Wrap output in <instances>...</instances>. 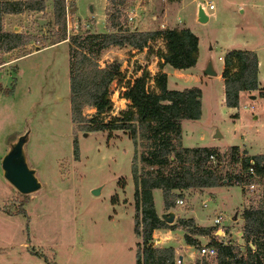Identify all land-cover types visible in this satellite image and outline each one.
Here are the masks:
<instances>
[{
    "label": "rangeland",
    "instance_id": "374dc122",
    "mask_svg": "<svg viewBox=\"0 0 264 264\" xmlns=\"http://www.w3.org/2000/svg\"><path fill=\"white\" fill-rule=\"evenodd\" d=\"M114 1L115 7L108 3L106 8L110 13L114 8L118 11V32L136 31L134 19L127 21L136 7L140 19L149 15L157 18V26L151 27L153 31L190 28L198 37L199 62L192 71L175 73L170 67L161 70L169 79L170 90L198 87L191 86L197 82L196 78L201 80V88L207 89L203 97L201 94L204 110L202 113L201 105L200 119L182 122L186 145L214 146L210 148L221 152L237 146L240 156L264 154V98L259 97L263 88L246 92L239 106L230 110L223 103L222 78L202 74L212 57L221 77L224 55L231 50L250 48L259 52L264 83V0ZM209 2L214 6L212 11L208 9ZM74 3L78 28L73 23L69 26L65 16L63 34L52 24L53 17L46 14V9L35 19L26 13L24 29L7 28L8 32L22 36L23 43L9 52L0 50V264H136L137 245L142 243L141 236L135 233L140 213L135 208L134 174L139 176L148 168L140 162V155L146 150L141 146L143 143L137 139L134 148L129 131L93 132L95 124L89 122L95 117L93 108H84L87 120L83 127L71 122L69 37L106 32L104 0H74ZM199 7L208 16L206 24L197 21ZM92 13L96 14L94 27L84 24ZM30 25L32 35L25 31ZM2 26L7 32L4 19ZM150 48L153 53L147 49L112 47L94 58L100 68L115 60L121 65L122 79L110 86L112 110L99 117L104 123L127 109L128 102L122 98L127 83L144 72L152 78L160 71L155 53L164 50L163 42L152 43ZM148 87L155 90L152 81ZM24 132H29L25 146L28 164L36 170L42 184L39 191L30 195H20L4 179L1 170V160L9 145ZM216 132L221 138H213ZM237 166L240 164L234 168L224 163L221 174L237 172ZM94 189H100L98 196L92 194ZM173 193L185 205L178 207L172 201L171 208L164 210L158 190L153 193L155 211L163 209L161 216L174 214V221L167 223L169 226L193 219L207 234L191 235L197 241L194 247H187L184 241L185 233L193 229L182 224L179 229L182 236L163 237L177 246L175 257L181 256L183 264H216L215 258L201 257L198 251L220 227L226 238L217 240L244 245L236 235L242 230L241 213L248 200L242 185L222 183L217 189ZM218 215L224 221L213 227V219ZM218 235L221 236L220 232ZM152 239L153 247L158 245L155 241L161 240L153 236Z\"/></svg>",
    "mask_w": 264,
    "mask_h": 264
},
{
    "label": "trees",
    "instance_id": "16d2710c",
    "mask_svg": "<svg viewBox=\"0 0 264 264\" xmlns=\"http://www.w3.org/2000/svg\"><path fill=\"white\" fill-rule=\"evenodd\" d=\"M114 0L108 3L115 7ZM54 25L65 34V0H52ZM45 10L43 0H0V50L9 52L23 43L22 36L3 30L2 22L6 15L24 12H42ZM108 29L102 34L76 35L69 37V105L71 122L83 127L87 120L83 115L86 107L95 109L92 131H129L134 148L136 140L146 150L140 155V162L148 168L139 176L134 174L135 208L140 213L135 233L141 236V244L135 254L136 264H174L173 248L151 246L154 230L175 231L186 226L193 232H186L184 241L189 246H196L193 236H204L205 229L195 225L193 219L182 220L180 225L169 226L157 215L154 207L153 191L161 192L164 210H169L174 198V191H198L213 189L226 183L230 186L248 184L254 175L264 181V154L240 156L239 148L232 146L223 150L181 145V124L183 121H197L201 117V89L198 87L183 90L168 89L167 75L161 70L169 66L175 70L194 68L198 61V37L189 29H166L158 31H116L119 27V14L115 8L107 13ZM162 41L164 50H158L159 72L150 77L144 72L127 83L122 98L128 102L127 109L118 117L104 123L101 115L112 110L110 86L121 80L120 63L113 61L104 68L95 62L101 51L112 47L131 48L136 51L147 49L150 45ZM221 78L224 88V104L227 108L239 106L240 94L259 90L258 57L249 50H231L223 58ZM152 81L155 90H150L148 82ZM259 97L264 98V88ZM146 142V144H144ZM78 147L74 143V152ZM210 157L215 158L212 161ZM136 160L134 154L133 161ZM226 161V162H225ZM229 163L234 168L240 164L238 171L223 176V164ZM27 200V196H24ZM242 238L244 250L235 244H221L212 240L216 249V264H264V198L257 207L244 209L241 213ZM138 220V219H137ZM140 226V229H139ZM213 228V227H212ZM214 229V228H213ZM212 230V229H211ZM215 231V230H214ZM214 231L212 233H214ZM210 234L211 239L213 238Z\"/></svg>",
    "mask_w": 264,
    "mask_h": 264
},
{
    "label": "crops",
    "instance_id": "0c3cea01",
    "mask_svg": "<svg viewBox=\"0 0 264 264\" xmlns=\"http://www.w3.org/2000/svg\"><path fill=\"white\" fill-rule=\"evenodd\" d=\"M43 1H45L46 2V4H45V11H46V14H50V15H52L51 16V18L53 17V3H52V0H43ZM44 2V3H45ZM65 4H66V21L68 22V24H69V26H71V24L73 23V25H74V27H76V28H78L77 26H78V23L77 22H79V19L78 18H76V13H77V11H76V4L74 3V0H65ZM71 4H72V7H71ZM108 5V0H104V4H103V6H104V12H105V14H104V19H105V29H106V32H102V33H109V32H111L110 31V29H108V24H107V19H108V17H107V13H108V8H106V7H108L107 6ZM49 6H51V9H50V7ZM50 9V10H49ZM48 11H50L49 13H48ZM92 12H93V10H92ZM132 12V17H133V19H134V22L136 23L135 24V26H133V28L136 30V31H138V32H145V31H153L152 29H151V27L153 26V27H156L157 26V18L155 17V16H152V15H149L148 17H145L144 19H140L138 16H137V14H136V7H135V9L133 10V11H131ZM26 13H28V14H31V15H33V18L35 19V15H36V17H37V14H41L42 15V13H43V11L42 12H24V13H21V14H17V15H6L5 17H4V28H6V31L8 32L9 30H7V28L8 27H10L11 26V31H16L17 29L18 30H22V29H24L27 25H25V23L27 22L26 21V19H25V17H26ZM96 14L95 13H92L91 14V18H90V20H89V22L88 23H84L85 25H87V26H92V27H94L95 26V24H94V22H93V17L95 16ZM53 21H54V19H53ZM33 22V21H32ZM74 22H76V23H74ZM10 24V25H9ZM52 24H54V22H52ZM92 24H94V26L92 25ZM34 27V26H33ZM146 27H148L149 29H145ZM172 29H177V27H174V28H172ZM179 30H181V29H184V28H178ZM185 29H189L191 32H193V30H191L190 28H185ZM155 30V29H154ZM29 35H32L31 33H32V29H31V25L29 26V27H27V29L25 30ZM97 33V32H96ZM102 33H98V34H102ZM200 49V48H199ZM242 49H245V50H249V51H253L252 49H250V48H242ZM254 52H256V54H257V57H258V79H259V84H260V86L259 87H262V88H264V83L262 82V80H261V78H262V75H261V70H262V63H261V59H260V55H259V52L257 51V50H255ZM19 59V58H18ZM157 61H158V59H157ZM198 62H199V60H198ZM158 63V62H157ZM197 66V65H196ZM169 66H164L163 67V69H164V71H165V69L166 68H168ZM171 68V67H170ZM195 68V67H194ZM194 68H191V69H187V70H175V69H173V72H175V73H179V72H189V71H192ZM172 69V68H171ZM217 77H219V78H221L220 77V75L219 76H217ZM196 81L197 82H193L192 83V85L191 86H198V87H200L201 88V86L199 85V82L201 81L199 78H196ZM168 83H169V79H168ZM194 83H196V84H194ZM198 83V84H197ZM169 85V84H168ZM169 87V86H168ZM201 90H202V97L204 96V94H205V90H207V89H205L204 87H202L201 88ZM243 94H246V92H242L241 94H240V99H239V102H240V100H241V96L243 95ZM123 101H125V100H123ZM223 103H224V96H223ZM228 109H230V110H235L234 108H228ZM203 110H204V102L202 101V113H203ZM182 125V124H181ZM186 139H187V137L186 136H183V134H182V136H181V145H182V147H184V148H194V147H188L187 145H186ZM195 147H206V148H210V147H214V146H195ZM213 189H217V188H213ZM208 190H211V189H208ZM155 191H158V190H155ZM155 191H153V193H155ZM185 192H187V191H185ZM189 192V191H188ZM160 195H161V192H160ZM153 198H154V195H153ZM161 198H162V196H161ZM154 205H155V203H154ZM156 209V208H155ZM163 209H161V211H162ZM161 211L160 212H158L157 210H156V213H158V215L159 216H161ZM191 217H194V216H191ZM195 218V217H194ZM195 220L197 221V219L195 218ZM242 220V219H241ZM241 232V231H240ZM177 235H181V231L179 230V229H177V230H175V231H170V230H165V229H157V230H154L153 231V234H152V236H153V238L154 237H157V238H159V239H161V240H158L157 242L155 241V243H157L158 245L156 246V247H158V248H173L174 250H175V252L177 253V246L175 245H170V243L171 242H169V241H165V240H163V237H165V238H171V237H173V236H177ZM237 235V237L239 236V232L236 234ZM182 236V235H181ZM238 238H240L241 240H242V242L244 243V240H243V238L242 237H238ZM173 243V242H172ZM239 243V242H238ZM187 247H193V246H189V245H187Z\"/></svg>",
    "mask_w": 264,
    "mask_h": 264
},
{
    "label": "water",
    "instance_id": "95a60500",
    "mask_svg": "<svg viewBox=\"0 0 264 264\" xmlns=\"http://www.w3.org/2000/svg\"><path fill=\"white\" fill-rule=\"evenodd\" d=\"M197 21L200 24H206L208 22V16L204 10L199 7L197 10ZM202 74L209 78L218 76L215 63L212 57H209ZM214 139L221 138L219 132H216L213 136ZM29 141V132H24L23 135L17 137L9 145L6 154L1 160V170L3 172L4 179L14 187V189L20 195H30L42 188V184L37 177L35 169L31 168L28 164V159L25 152V146ZM100 189L92 190L94 196H98ZM174 214L167 213L161 216V219L166 223H172L174 221Z\"/></svg>",
    "mask_w": 264,
    "mask_h": 264
},
{
    "label": "built area",
    "instance_id": "2783aa9c",
    "mask_svg": "<svg viewBox=\"0 0 264 264\" xmlns=\"http://www.w3.org/2000/svg\"><path fill=\"white\" fill-rule=\"evenodd\" d=\"M208 9L210 11L214 10V6L212 5L211 2L207 4ZM133 20V17L128 14L127 16V21L131 22ZM211 160H213V157H210ZM250 174L253 176L252 180L243 186L245 192L247 193V204H246V209L251 208V207H257L260 203V201L264 198V181L259 180L258 177L254 175V172L252 168L249 169ZM173 203L178 206V207H183L185 204L183 200L179 198H174ZM224 221V217L222 215H218L213 219V227H219ZM218 230V231H217ZM217 230L214 231L212 234L213 238L209 239L208 242L200 247V250L198 251V254L201 257L205 258H215L216 257V249L214 246L210 245L212 240H216L217 242L224 244V245H229L232 244L230 241L228 242H223L221 240H217L216 238L219 239H224L226 238L225 231L222 229V227L218 228ZM217 231V232H216ZM220 232L221 236L218 235ZM242 237V233L239 232V236ZM240 250H244L245 244L242 245H237ZM174 264H183V260L181 256H177L175 258Z\"/></svg>",
    "mask_w": 264,
    "mask_h": 264
}]
</instances>
